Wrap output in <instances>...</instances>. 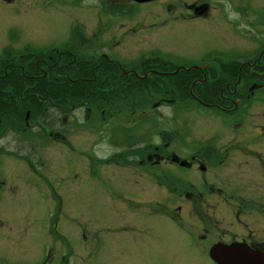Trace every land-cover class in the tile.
I'll use <instances>...</instances> for the list:
<instances>
[{
  "label": "flooded vegetation",
  "instance_id": "af4514ba",
  "mask_svg": "<svg viewBox=\"0 0 264 264\" xmlns=\"http://www.w3.org/2000/svg\"><path fill=\"white\" fill-rule=\"evenodd\" d=\"M19 1L0 0V33L10 31L18 19L34 18L28 9L50 0H21L24 14L14 8ZM251 1L69 0L68 22L82 27L81 32L73 27L72 40L83 35L89 13L100 19L95 28L99 36L112 26L142 27L157 45L178 54L180 60H174L149 49L120 60L114 40L85 62L128 67L110 76L114 88L118 83L128 88L133 81L163 82L165 90L151 111L192 104L212 123L213 136L178 141L177 132L159 129L158 136L164 138L150 148L141 141L145 133L132 124L123 128L133 133L127 134L132 141L123 140L120 150L113 144L120 142L114 133L121 129H113L110 141H97L108 149L101 161L113 164L103 173L111 181L103 190L112 195L111 209L101 212L94 236L80 230L79 256H71L65 237L54 234L49 236V253L38 264H264V8L261 0ZM79 3L93 6L84 9ZM177 33L178 40L165 38ZM207 82L223 83L226 89L212 91ZM182 95L183 101H177ZM204 95L206 102L200 99ZM109 109L124 113L126 108H101L100 127L116 125L108 123L114 119ZM64 128L63 116L46 135L68 145L65 136L56 137L64 135ZM46 196L39 199L43 208L50 203V216L60 212L63 197L58 188Z\"/></svg>",
  "mask_w": 264,
  "mask_h": 264
},
{
  "label": "rangeland",
  "instance_id": "374dc122",
  "mask_svg": "<svg viewBox=\"0 0 264 264\" xmlns=\"http://www.w3.org/2000/svg\"><path fill=\"white\" fill-rule=\"evenodd\" d=\"M257 2L254 0V3ZM261 3L264 8V0H261ZM249 4H253V1L249 0ZM78 5L84 9L93 6L89 3L85 5L79 3ZM14 8L18 9L20 14H24L26 11V5L21 0L15 4ZM71 9L69 0H50L29 8V12H35L34 18L18 19L10 31L0 33V55L10 52L15 56V54L21 53L24 48L35 51L52 48L56 51L51 52L53 54H47L51 58L56 59L57 57L61 59L60 61L70 64L87 63L88 66H94L85 60L95 58L99 54L96 52L104 47L106 41L111 44V41L115 40V44H117L115 57L120 60L134 59L137 52L149 49H158L165 57L180 60L178 54L167 51L168 47L157 45L153 41L154 37H150L151 33L149 34L142 27L117 30L112 26L113 28L105 30V34L97 35L95 28L99 25L100 19L94 14L90 16L89 13L84 19L85 31L83 35H76V40H72L70 35L75 32L73 27H77L80 32L82 27L78 23L68 22L69 17L65 12ZM8 13L20 15L13 11ZM262 16L264 18V10ZM128 18L129 15L126 16V19ZM135 20L132 19L130 22ZM71 21H75V19H71ZM0 23H3L2 19ZM127 37L130 39L129 43L126 41ZM165 38L178 40V33L177 35H166ZM113 45L110 46V53L113 51ZM148 57H150L149 54H145L144 58L148 59ZM12 60L14 63H18L14 59ZM122 62L126 63L123 60ZM120 65V70L128 68ZM98 69L100 73L105 74L104 77L107 75L109 78L119 70L116 65H112V67L99 66ZM0 71H5V69L0 67ZM109 80L110 83L106 85L108 89L102 93L114 91L112 79ZM262 84H264V70ZM160 85H163V82L156 81L152 84L151 82L133 81L128 87V91L132 90L140 95V97L133 96L134 99L139 98L135 105H129V101L134 100L129 99L127 104L116 102L114 105H109L104 100L97 101V103L83 100V103L76 101L77 104L66 106L64 110L67 113L64 115V121L67 123L68 129L64 128V135L56 137L65 136L70 146L69 143L67 145V142L62 145L58 141L59 139L50 140L47 135L44 136V139H37L34 135L29 136V134H23L22 140H17L13 136L0 139V150H2L0 152V264H38V261L49 253V248L52 245L50 243L52 239L49 236L54 234L65 237L71 256H79L78 235L80 230L87 236H94L96 220L101 217V212L111 209L110 196L112 195L108 193L109 191H103L106 187L111 186V181L103 173L113 164L101 161L108 149L99 146L97 141H110V137H113V129H121L114 133L118 136L117 141L120 142L113 144L120 150L126 143L123 140L129 141L133 135L128 129H123L127 126L128 128L134 126L133 129L142 134L145 133L141 136V141L149 145L150 148L159 139L164 138L160 134L158 136L159 129L166 132L171 129L177 132L174 138H179L178 141L196 138L200 142L211 137L212 123L201 116L200 111L192 104L178 107L165 106L158 112L151 111V105L159 99L160 90H165ZM206 85H209L212 91L226 89L223 83L207 82ZM147 87L151 89L149 93ZM110 88L112 90L108 91ZM125 88L123 87V89ZM150 93L153 96L149 98ZM58 95H60L59 92L54 91L53 96ZM104 97L105 95H103ZM185 97L182 95L176 97V100L183 101L182 99ZM200 99L206 102L208 97L204 95ZM108 106H124L126 109L124 113H120L121 110L112 112L109 109L113 113L112 118L114 119L108 123L116 125H106L105 123L104 127H100L98 125L100 122L99 111ZM83 107H89L86 113L85 110L83 111ZM35 122L46 125V122H43L41 118L36 119ZM132 124L136 125L131 126ZM99 130L101 135L96 134ZM128 133L131 134L130 137L127 136ZM193 133L194 136H192ZM261 137L263 138V135ZM31 139L32 146L29 145ZM56 188L62 193L63 200L60 206L62 210L57 213L54 210V214L50 216L52 213L50 211L51 204L49 203L43 208L39 199L47 197L46 194ZM100 193H104V195H100Z\"/></svg>",
  "mask_w": 264,
  "mask_h": 264
},
{
  "label": "trees",
  "instance_id": "16d2710c",
  "mask_svg": "<svg viewBox=\"0 0 264 264\" xmlns=\"http://www.w3.org/2000/svg\"><path fill=\"white\" fill-rule=\"evenodd\" d=\"M54 51L56 50L52 48L43 51L24 48L15 56L10 52L0 55V67L5 69L0 71V139L13 136L22 140L23 134L44 139L49 126L66 115L65 107L77 104L76 101L97 103L104 100L112 105L134 99L133 96L127 97L133 91L123 89L119 83L114 88L119 95H114L113 91L99 93L106 91V85L110 83L104 77L105 74L99 72V66L96 68L87 63H65L57 57L54 59L48 56ZM12 59L18 63H14ZM110 90L112 88L108 91ZM54 91L60 95L53 96ZM136 96H140L138 92H135ZM39 118L46 125L35 122ZM32 144L31 139L29 145Z\"/></svg>",
  "mask_w": 264,
  "mask_h": 264
},
{
  "label": "bare ground",
  "instance_id": "6f19581e",
  "mask_svg": "<svg viewBox=\"0 0 264 264\" xmlns=\"http://www.w3.org/2000/svg\"><path fill=\"white\" fill-rule=\"evenodd\" d=\"M100 64V63H99ZM105 64V63H104ZM103 65V64H102ZM101 66V65H100Z\"/></svg>",
  "mask_w": 264,
  "mask_h": 264
}]
</instances>
